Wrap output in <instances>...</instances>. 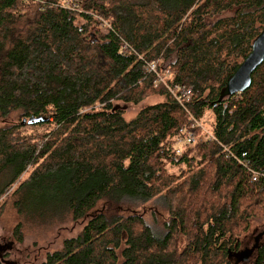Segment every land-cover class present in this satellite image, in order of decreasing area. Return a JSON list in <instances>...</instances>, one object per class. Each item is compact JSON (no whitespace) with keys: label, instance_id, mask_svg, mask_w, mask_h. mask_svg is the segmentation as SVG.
Returning a JSON list of instances; mask_svg holds the SVG:
<instances>
[{"label":"trees","instance_id":"obj_1","mask_svg":"<svg viewBox=\"0 0 264 264\" xmlns=\"http://www.w3.org/2000/svg\"><path fill=\"white\" fill-rule=\"evenodd\" d=\"M63 1L0 0V178L11 185L35 166L18 213L87 221L41 264H231L238 234L264 210V61L245 91L221 94L264 26V0ZM137 54L190 89L186 110L213 115L214 140ZM153 93L163 100L130 120L113 104ZM30 117L43 120L22 123ZM26 126L48 129L26 136ZM166 167L193 171L182 186ZM158 197L162 236L121 203ZM255 251L250 264H264V246Z\"/></svg>","mask_w":264,"mask_h":264},{"label":"rangeland","instance_id":"obj_2","mask_svg":"<svg viewBox=\"0 0 264 264\" xmlns=\"http://www.w3.org/2000/svg\"><path fill=\"white\" fill-rule=\"evenodd\" d=\"M67 1L69 0L63 1V5H69V2ZM230 15L231 13H223L220 17H227ZM210 21L214 22L212 18ZM81 22L82 20L79 19V17L75 19V23L80 24ZM100 28L105 31L107 26H101ZM172 59L173 57L171 55L167 61H172ZM156 61L157 63L159 62L158 60ZM154 64L152 63L150 65L154 66ZM159 76L163 81H166V77L169 75L167 72H159ZM160 100H163L162 96L159 95V93H153L144 98V100L138 105L130 103L123 104L121 102H113V104L115 107L123 110V117L126 120H130L142 107L154 104ZM8 119L13 121L16 118L11 114ZM213 120V115L210 114L209 111H205L199 122L202 127L204 126V130H207L210 133L209 130ZM2 124L3 123L0 122V126H2ZM46 129H48V127L26 126L22 131H24L26 136H34ZM204 134V139L211 141L210 137L205 132ZM224 150H226V147ZM34 170L35 166H29L11 185H6L8 180L4 177L0 178V259L3 258L5 261L4 264L43 263L47 254L61 250L63 241L76 237L82 231L87 222L84 219L72 221L68 217L59 218L48 216L40 218L26 216V214L20 215L17 210V203H20L25 195V191L19 192L18 189L21 183L26 181ZM166 170L170 174L179 178V185H182L184 183L183 180H187L193 171H188L187 168L182 167L177 169L166 167ZM121 203L123 207L129 208V210L140 214L144 222L154 233L159 236L164 234V221L168 218L167 206L165 205L166 202L164 200L158 197L144 203L126 201ZM119 213L121 214L122 211ZM16 228H18L17 231H15ZM263 230L264 210L261 211L260 215L250 217L247 228L238 234L239 236L236 239L240 242V246L237 251L243 250L244 248L250 249L254 245L264 246V233L259 235ZM185 243L186 238L183 235L176 237L175 247L177 250H181ZM255 255L256 254H252L246 264L252 263L255 259ZM232 259L233 262L231 261V264H242L241 262H238L235 257Z\"/></svg>","mask_w":264,"mask_h":264},{"label":"water","instance_id":"obj_3","mask_svg":"<svg viewBox=\"0 0 264 264\" xmlns=\"http://www.w3.org/2000/svg\"><path fill=\"white\" fill-rule=\"evenodd\" d=\"M264 61V26L260 33L255 37L251 43L249 53L243 58V60L235 67L231 75L225 82L221 98L230 97L234 94H240L245 91L251 83L252 73L262 64ZM221 98L219 101H221ZM39 120H43L40 117H30L27 121L22 120V123H35ZM255 247L250 249L244 248L235 253V258L242 264L247 263L249 257L252 255ZM1 256V255H0Z\"/></svg>","mask_w":264,"mask_h":264},{"label":"built area","instance_id":"obj_4","mask_svg":"<svg viewBox=\"0 0 264 264\" xmlns=\"http://www.w3.org/2000/svg\"><path fill=\"white\" fill-rule=\"evenodd\" d=\"M62 7L64 8H68V5L65 6L62 4ZM101 26H107V28H109L110 26L105 23L104 21H102L101 23ZM122 48L126 51H132L128 44L126 42H122ZM136 54V53H134ZM138 55V54H137ZM138 58L140 60H142L144 62L143 64V71L146 75H153L156 77V82L157 83H162L164 85V87L169 91V93L173 96V98L180 104L181 108H182V113H185L187 115V117L189 119H191L195 125L197 127H200L204 130V128L202 127V125L200 124L199 121L197 120H194L191 115L187 112L186 110V107L184 105V103L188 102L190 97H191V91L188 87L184 86V85H179V84H176V85H173V86H170L167 84L166 81H163L160 76H159V71L157 70V61H150V62H146L141 56L138 55ZM154 64L153 65H150V64ZM204 132L210 137V140H214L212 135L207 131V130H204ZM193 135L191 134H188L185 138L183 139H178L177 140V143L178 144H184V143H192L193 142ZM252 176H253V179L255 180L258 176V174L256 172H252Z\"/></svg>","mask_w":264,"mask_h":264},{"label":"flooded vegetation","instance_id":"obj_5","mask_svg":"<svg viewBox=\"0 0 264 264\" xmlns=\"http://www.w3.org/2000/svg\"><path fill=\"white\" fill-rule=\"evenodd\" d=\"M253 247H258L257 245H254ZM237 252V251H236ZM235 252V253H236ZM235 253L234 254H232L233 256H235ZM256 253V251L254 252V253H252V254H255Z\"/></svg>","mask_w":264,"mask_h":264}]
</instances>
